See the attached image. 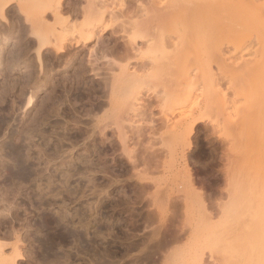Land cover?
<instances>
[{
    "label": "rangeland",
    "instance_id": "1",
    "mask_svg": "<svg viewBox=\"0 0 264 264\" xmlns=\"http://www.w3.org/2000/svg\"><path fill=\"white\" fill-rule=\"evenodd\" d=\"M151 1L0 0V264H10L16 246L24 256L15 264H36L34 239L56 233L54 227L38 231L36 222L60 213L64 228L88 230L94 251L87 255L77 240L62 242L59 253L71 252V264L247 263L242 236L227 232L219 239L217 222L228 210L229 222L239 213L244 224L253 213L264 221V94L259 101L250 91L253 83L264 89V74L252 77L249 87L229 71L234 61L255 57L264 13L251 9L239 25L226 26L227 35L241 38L231 42L225 34L218 42L230 67H208L203 59L190 69L202 68L196 82L133 86L127 73L137 71L134 80L147 74L136 70V61L164 55L162 28L132 24L146 18ZM66 28L70 40L57 39ZM93 28L96 35L81 45L80 33ZM164 28L174 33L178 26L171 21ZM46 35L51 42L44 44ZM132 35L138 40L132 55L112 52L114 36L121 51ZM166 51L172 56L174 48ZM211 88L218 92L212 95ZM11 140L31 148L39 171L37 180L14 192L4 169L12 159L2 151ZM41 197L45 204L38 203ZM262 226H254L258 236ZM151 236L150 244H163L147 260L149 250L132 244Z\"/></svg>",
    "mask_w": 264,
    "mask_h": 264
},
{
    "label": "bare ground",
    "instance_id": "2",
    "mask_svg": "<svg viewBox=\"0 0 264 264\" xmlns=\"http://www.w3.org/2000/svg\"><path fill=\"white\" fill-rule=\"evenodd\" d=\"M237 1L238 0H233V1L232 0H152L151 3H149L150 5L148 7L144 8V10H146V18H144L142 20H138V21L135 20L132 24L135 26L136 29L146 28L149 26H153L155 28L156 27L162 28V31L158 37V42L161 43V46L164 49V52H163L164 55L161 56V59L159 57H157V59H156V57L151 56L149 61L145 60L142 57L141 61H136V70H141L143 72L147 71L146 72L147 74H145L143 76V78H141L139 80H134L135 75H137L136 74L137 71H133V72L126 74L127 75L126 79L134 81V82H132L133 86H136V85L139 86V85H142L144 83H151V85H152V83H156L157 81H158L157 83H160L162 86V84L166 85L168 83H172L175 81H177V82H179V81L196 82L195 80H198V78L201 74L199 72L202 70V68H200L201 69L200 71L196 72L197 74L193 73V71H190V69L192 70L191 66L194 67V66H196L195 64L198 65L200 60H203V59L206 62V64L208 65V67H211L213 65V63H217V64H225L226 63L228 65V67H230L228 64V60L231 59V57L226 56L225 55L226 54L225 49L218 45L219 40L223 39V37L226 34L225 33L226 26H228L231 23L232 24L238 23V25H239L241 23V21H240L241 17L243 15H245V13H247L251 9H259L264 13V1L263 2H259V0H240L238 2ZM99 4L103 7L106 6L105 1H100ZM130 9H131V5L130 4L126 5V9H125L126 12H129ZM206 11H208L207 13H209V11H210L211 15L207 16L205 14ZM171 21L176 23V25L178 26L177 31H175L174 33H171L169 31L167 32V30L164 28V26L169 24V22H171ZM64 30L65 31L58 33L57 39H60V40L62 39L61 41H63V40L69 41L70 40L69 30H68V28H66ZM94 31H95V28H93L91 30L89 29L86 33H80V35L84 39L81 42V45L82 44L86 45L89 41V38H93V36L96 35V33ZM112 31L114 33L116 31V28H113ZM245 35H243V36L245 38H247V36H250L251 34L248 32ZM227 36L229 37V40L231 42H236V41H239L241 39V38H239L240 35H237V36L236 35H234V36L227 35ZM114 39H115V44H113L112 52L113 53H120V52L123 53V56H118V57L125 59V58H128L130 55L133 54V49L135 48L134 47L135 42L138 41L137 36L132 35L129 38L130 40L127 42L129 45H132V47H130L129 45H126L121 51L119 49V45L121 44L118 41L119 37L114 36ZM44 41H45L44 44L50 43L51 38L48 35H46L44 37ZM257 43H259V45H261V46H259V48L256 50V52L254 51L255 52V54H253V55H255L254 58H252L250 60L245 59V60L239 62L237 65L233 64L235 61L230 64L231 67L229 68V71L232 75H234L236 77L235 82L237 80L240 83H242V85L246 86L249 84L250 79H252V77L254 78L255 76H258L261 73L264 74V40H263L262 35L258 36ZM154 44H155V42L150 44L149 47L151 48ZM46 46L47 45H45L44 48H46ZM57 47H58V49H61V50H65V48H66V46L63 45L61 42L59 43V45H57ZM170 47L174 48V52H173L172 56L168 55L167 51H166V49L170 48ZM260 48H261V50H260ZM256 53L260 56H258ZM145 56H148V54H145ZM206 64H203L204 66L202 65V67L204 68ZM247 65H251V66L248 69H245V66H247ZM164 66H166V67H164ZM159 75H161V77L159 79L158 78L156 79V77ZM215 78L216 79L212 78V79H214V82L215 83H216V81L219 82L218 79H220V78L217 79V76ZM232 79L234 80V78H232ZM212 83H213V80H212ZM215 83H213L212 86H215L217 88ZM251 86H252V88L250 89L251 95L253 97H255V99L260 101L261 99H258V97L259 98L262 97V95L264 94V89L261 90L262 88L261 89L255 88L254 83ZM251 86L249 84V87H251ZM113 89H115V88H113ZM216 91L218 92V90H216ZM216 91H215V89H212L211 94L214 95L215 93H217ZM209 97H211V95ZM257 100H254V101L257 102ZM144 108H145V106H144ZM192 114H195V111H193ZM241 116H242V114L240 115V117ZM245 116H246V114H244V117ZM50 117H52V116H50ZM200 117H202V115H200ZM246 117H248V116H246ZM196 118L198 119V117H196ZM261 118H263V117H261ZM187 124H188V127H190L189 122ZM263 124H264V122H263ZM177 125H179V123ZM192 125H194V122H192ZM238 131H239V129H238ZM242 131H243V129H242ZM240 133H242V132H240ZM124 136H125V133H124ZM14 142L15 141H12V140L10 142H6L4 144L3 150H2L5 152V154L7 155L8 158L10 157V159H12V163L9 164V162H8L6 165H4V169L6 171H9V175H8L9 177H7V179L12 184L11 186H13L12 192H14L15 190L21 189V188H19V185L23 184V182L30 181V180H33V181L37 180V178H38L37 176H38V172H39V171L35 170L36 167L34 168V166H33L34 162H31V160H30L31 155H32L28 151V149L30 147L27 148L24 145H17ZM244 154H246V153H244ZM247 154H248V151H247ZM188 173H189V171H188ZM188 176H190V175H188ZM8 180H6V181H8ZM192 183H193V181H192ZM38 189H40V188H38ZM199 197H200V195H199ZM262 199H264V198H262ZM42 200H43V198L41 197V199L39 200L38 203L45 204L46 201H44V200L42 201ZM240 201H241L240 199L237 200L236 204L237 205L241 204L243 207V204ZM201 202L203 204L204 203L206 204V202H203V201H201ZM125 203H126V201H125ZM40 206H42V205H40ZM206 206H207V204H206ZM206 206H203V207L206 208ZM231 207L228 209H231ZM223 209H226V208H223ZM220 210L222 211V209H220ZM228 211H226L224 215H223L224 211H222L223 216L219 217V219H218L219 222H217L219 227L217 226L218 228L217 227L216 228H217V234L220 237L219 239H222L223 237H225V235H227L226 234L227 232L237 233L238 235L240 234L242 236L241 240L244 243V244H242L244 249L241 246L240 255L243 257L245 256V259L247 262L246 264H256L259 261H264V234L262 236H260V235L258 236L256 233L257 232L256 227L264 225V221L261 222V220H259V217H257L258 215H255L253 213L249 216V219L244 224L243 223L244 218L242 219V217L239 213L238 215L235 216V218L233 217L234 219L232 221L229 222V219H230L229 213L230 212H228ZM64 215L61 213L58 217H53V216L46 217L47 216L46 215L45 217L44 216L41 217L39 222H36V225H37L36 228L38 231L48 230L50 227L56 228L55 234L52 235L51 233L46 232L45 234L43 233L45 237H40V238L34 239V241L36 243H38L39 249L37 250V252H31L32 251L31 250L30 254L33 257V259L35 258L34 261L36 264H41V263H44V264H71L72 262L70 261V259L73 257L71 252H69L65 255H61L59 253V249L61 248L60 244L64 241H67V240L68 241L69 240H77V242L79 241L82 244V246H84L85 252L87 255L91 251H93V248L90 245L91 243L87 238L88 230L86 229V231H81V230L79 231V230H75V229H69L66 227L64 228L63 226H65V225L62 226V221L65 219ZM149 215L145 218V220L147 222H150L151 220H153L152 217H150ZM207 215H209V214H207ZM145 220H143V221H145ZM254 226H256V227H254ZM57 229L59 231H57ZM158 232H159L158 230L155 231V233L153 232L154 233L153 236L157 235ZM262 233H264V231ZM240 235H239V240H240ZM153 236H151L150 238H144L143 237L144 239H142L140 242L136 241L132 244L133 245L132 248L133 247H139L141 244L142 247H140V249H142V251L145 249L149 250V251H147L146 254H144L147 260L150 259V257L152 256L151 253H154V252H156V250H159V248H161L162 244H163L162 242H159L157 244L155 243L156 244L155 247L153 246L155 244H153V245L150 244V240L153 238ZM227 237H229V236H227ZM225 239H227V238L225 237ZM223 243L224 242L222 241V244ZM226 244H228V243H226ZM228 245H225V246H228ZM35 246H36V244H35ZM59 246H60V248H59ZM2 247H3V245L0 244V248H2ZM75 249H76V247H75ZM224 250L226 251L225 248H224ZM230 250L233 251V249H230ZM95 253H97V252H95ZM100 253H102L101 250H100ZM93 254H94V251H93ZM104 255H103L104 257L109 256L110 255L109 251L106 250ZM235 255H238V254H235ZM23 256H24V253H22L19 250V248L16 246L15 247V253L12 256H10L8 258V260L10 261V264H15L17 257H23ZM240 258L242 259V257H240ZM86 262L83 264H86ZM74 263H75V261H74ZM151 264H152V261H151Z\"/></svg>",
    "mask_w": 264,
    "mask_h": 264
}]
</instances>
